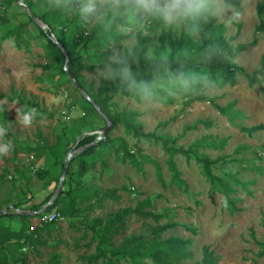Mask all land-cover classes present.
<instances>
[{
    "label": "rangeland",
    "instance_id": "1",
    "mask_svg": "<svg viewBox=\"0 0 264 264\" xmlns=\"http://www.w3.org/2000/svg\"><path fill=\"white\" fill-rule=\"evenodd\" d=\"M241 1L243 9L235 19L216 23L221 24L222 36L233 50L257 36L255 45L225 56L250 73L264 55V32L256 33L260 0ZM46 3L33 0L34 11L49 13ZM24 12L18 0H0V93L9 96L0 97V121L11 125L7 138L14 145L9 154L0 157V207H12L9 212L13 214H20L15 206L40 209L53 195L70 149L74 156L62 191L71 194L64 193L50 209L61 212L60 221L41 225L38 215L26 221L17 215L1 217L0 224L24 233L0 246V258L6 257L12 264L20 256L28 264H157L150 258L136 257L134 262L121 255L111 262L104 256L89 260L97 253L99 239L89 224L121 208L140 206L158 217L128 214L124 226L109 234L111 240L102 245L104 249L118 248L128 235L148 234V225L167 223L172 225L159 240L178 237L189 241L183 249L190 255L175 263L200 260L207 246L214 264H264V254H258L261 246L256 243L264 242V81L250 86L245 74L237 73L234 85L215 81L216 87L203 93V100L185 96L158 109L146 108L120 93L111 97L109 111L118 115L136 112L129 121L140 124L144 132L175 138V144L184 148L199 143L190 159L174 155L177 173L168 165L161 141L136 137L122 123L112 125L109 142L82 155L77 140L90 133L97 135L106 124L84 103L68 74L60 71L61 53ZM51 17L58 30L70 23L57 15ZM160 35H154L148 47L153 41L161 47ZM186 39L190 47L200 44L199 34ZM106 40L102 35L85 50L71 45L74 69L93 90L98 84L91 73L96 60L109 50ZM112 45L121 47L120 37ZM19 97L54 110L55 117L36 111L38 116L31 125L22 124L18 116L32 108ZM260 124L261 129H245ZM202 156L223 158L212 171L227 185L225 193L220 181L211 183L203 173L197 160ZM61 207L75 212L68 215ZM27 234H35L38 241Z\"/></svg>",
    "mask_w": 264,
    "mask_h": 264
},
{
    "label": "trees",
    "instance_id": "2",
    "mask_svg": "<svg viewBox=\"0 0 264 264\" xmlns=\"http://www.w3.org/2000/svg\"><path fill=\"white\" fill-rule=\"evenodd\" d=\"M23 1L31 8L33 12H35L33 8V0H23ZM230 2L234 5L235 11L240 14L243 9L242 1L230 0ZM256 13L259 20V23L256 28V33L264 32V0H260V2L256 5ZM24 14L28 16V20L30 22L34 23L37 26L40 34L47 40V42L59 50L62 56V63H63V65L60 67V71L63 74L67 73L66 70L64 69V61H65L64 54L62 50L50 39L49 31L48 30L45 31L42 28H40L27 14V12H24ZM38 16L50 27L51 31L54 33V35L56 36L57 40L60 42L62 47L66 49L69 55V62L67 65V69L83 86L86 92H88V94L91 96L93 101L96 104H98L99 107L105 112V114L112 121V125L118 126L119 124L122 123L125 129L129 133H133L134 136L136 137H151L157 141H161V144L168 155L167 163L170 166V168L177 173L175 164L173 162L174 155L181 154L185 156L186 159H190L191 155L193 154L194 147L198 146L199 143L198 142L191 143L186 148L182 146H178L175 144L176 142L175 138H163L151 132H144L140 124L129 121V117L136 115V112H130L121 115L111 113L108 107L110 99L112 96L119 93L115 85L112 83L98 84L97 89L93 90V88L91 86H87L82 81L80 76L77 74V72L74 69L75 67L73 64V58L71 57V52H72L71 45L73 46L81 45L82 48L85 50L88 49L92 43L99 41L102 35L98 34L96 31H88L86 29H83L77 26L74 22H70L68 23V26L64 25L65 28L58 30L57 23L51 17L50 12ZM198 34L200 38V44H198L195 47H190L186 39V36L178 35V34L176 36H173V33H161L159 37L161 41V48L166 50L172 70L183 68L184 70H187L195 74L206 75L209 78H211L214 82L220 80L222 84L229 83L234 85L237 81L236 79L237 73L245 74L250 86H252L255 83L261 84L264 81V55L260 60L259 66L250 73L246 72L243 67L230 62L225 57L226 54L232 55L234 54V51L243 50L248 45H255L258 41L256 35H253L251 41L248 44H241L235 50H233V47L227 44L224 37L222 36L221 24H217L216 22H213L208 25H205ZM117 37L119 36H116L115 38ZM152 40H153V36L151 38L143 37L141 43L145 48H147L148 43H150ZM212 45L218 46L219 48L218 55H216L214 58L210 59L207 62H202L200 60L202 51ZM107 52L108 50L106 51V53ZM138 66L141 70L142 75H144L145 78L150 77L148 65L146 64V62L143 60L142 57L139 61ZM122 95L128 96L127 94H122ZM0 97L9 99V96L7 94L0 93ZM194 97L197 100H203L205 99L206 96L204 94H199ZM19 99L21 103L29 105L30 108L35 109L36 111H42L46 116L50 118L55 117L54 110L43 109L40 107V105L37 102H34L32 100H25L22 97H19ZM82 99L84 103L92 111H94L97 115H100L90 101L85 99L83 96ZM0 106L3 107V104L0 103ZM216 107L220 111L223 112L225 111L224 107H221L219 105H216ZM102 120L106 124L103 118ZM261 128H263V126L260 124L258 126H253L251 128H245V129L247 131H253ZM96 136L97 135L89 134L80 138L79 142L76 145L77 149L80 146L89 144L91 141L95 139ZM104 139L105 140L103 139L99 140L94 145L83 150L82 155L91 152L93 147L99 146L101 144H105L110 140L108 136H106V138ZM197 160L199 161L202 167L203 173L210 180V182L215 183L217 181H220L222 185V192L225 193L227 191L226 188L227 185L224 182H222L218 178V176H216L212 171L213 168L217 167L216 165L218 163L223 161V158L210 159L206 156H202V157H198ZM37 176L40 179H44V175L42 173H37ZM64 193L66 195H70L71 191L68 190L67 192H63L61 189V192L53 205H56L58 203L59 198L63 196ZM50 198L51 197L46 198L43 204L49 201ZM53 205H51L48 209L50 210L53 207ZM15 208L24 209V208H18L17 206H15ZM32 209L33 208H31L30 210ZM60 209L63 213H67L68 215H73L75 212L73 209L69 210L65 207L64 208L61 207ZM34 210H38V208H34ZM130 213H137L144 217H153V218L158 217L155 212L144 211L143 209H141L140 206H136V207L121 208L114 213L108 214L106 218H102V217L95 218V220H93V223L89 224V227L90 229H92V231L95 232V235L98 236L99 239L96 247L97 253L90 256L89 260H93L94 258L97 259L99 257L104 256V257H108V260L111 262L112 257L121 255L130 258L134 262L136 261L135 260L136 257H139V258H150L154 263L157 264H214L215 260L213 259L211 251H209V248L207 246L204 247L203 256L200 260H195L191 263H175V260L177 258H181L184 256L188 257L190 255V252L188 250L183 249V247L187 245L189 241L178 237H170L165 240H159L160 234L172 225L167 223L162 225L157 224L155 226L148 225L149 228L148 234L143 233L138 235L135 234L128 235L121 241L118 248L107 251L102 247V245L106 244L108 241L111 240L109 234L112 232L113 229L118 230L124 226V218ZM16 215L17 217H19L20 220L23 221L29 220L30 218L33 217V215L13 214L11 212H8L0 215V218L1 217L11 218V217H15ZM42 224L45 225V223ZM95 226H98L99 228L96 229ZM23 233L24 232L21 229L15 231L14 229L9 228L8 226L0 224V246H3L6 242L11 241L12 239H20L23 236ZM33 235L35 234H27L26 237L32 239L34 242H37L38 239L35 238ZM256 243L261 246V249L259 250L258 254L263 255L264 242L256 240ZM17 261L20 262V264H28L25 258L21 256L14 260L15 262L14 264H16ZM0 264H12V263L6 257H2L0 258Z\"/></svg>",
    "mask_w": 264,
    "mask_h": 264
},
{
    "label": "clouds",
    "instance_id": "3",
    "mask_svg": "<svg viewBox=\"0 0 264 264\" xmlns=\"http://www.w3.org/2000/svg\"><path fill=\"white\" fill-rule=\"evenodd\" d=\"M46 7L53 15L105 36L109 50L95 62L91 73L94 83H112L119 93L149 109L207 93L216 85L206 75L183 68L172 70L166 50L156 41L145 48L142 38L159 33L195 37L205 25L239 15L230 0H47ZM116 36L121 40L119 48L112 45ZM218 53L217 45L209 46L202 51L200 60L207 62ZM141 57L148 65V78L138 66ZM37 116L36 110L30 109L18 119L31 125ZM10 129L11 125L0 121V157L14 148L7 138Z\"/></svg>",
    "mask_w": 264,
    "mask_h": 264
},
{
    "label": "water",
    "instance_id": "4",
    "mask_svg": "<svg viewBox=\"0 0 264 264\" xmlns=\"http://www.w3.org/2000/svg\"><path fill=\"white\" fill-rule=\"evenodd\" d=\"M18 3L24 8V10L27 12V14L32 18V20L43 30H48L49 31V37L52 40V42H54L63 52L64 57H65V61H64V69L66 70L69 78L72 80L73 84L75 85V87L77 88V90L79 91V93L88 101H90L95 109L99 112V114L101 115V117L104 119V121L106 122V126L99 132H97V136L95 137V139L93 141H91L89 144L80 146L78 148V150L82 151L85 150L86 148L94 145L95 143H97L99 140H102L104 138H106L108 131L110 130V128L112 127V121L109 119V117L105 114V112L99 107L98 104H96L93 99L91 98V96L88 94V92H86V90L83 88V86L77 81V79L70 73V71L67 69V65L69 62V55L66 51V49L64 47H62V45L60 44V42L57 40L56 36L54 35V33L51 31L50 27L39 18V16L33 12L31 10V8L24 3L23 0H18ZM92 134V133H90ZM80 138L77 140V143L79 142ZM76 143V145H77ZM74 156V152L72 149H70L68 151V154L65 158L64 161V166H63V170H62V174L60 176L59 179V183L53 193V195L51 196V198L49 199V201H47L40 209L38 210H27V209H17V213L20 214H25V215H39L42 212L46 211L51 205L54 204L55 200L57 199V197L59 196L62 186L64 184V180L65 177L67 175V171H68V166H69V162L71 160V158ZM10 208L12 207H8V208H4L0 210V215L8 213Z\"/></svg>",
    "mask_w": 264,
    "mask_h": 264
},
{
    "label": "built area",
    "instance_id": "5",
    "mask_svg": "<svg viewBox=\"0 0 264 264\" xmlns=\"http://www.w3.org/2000/svg\"><path fill=\"white\" fill-rule=\"evenodd\" d=\"M40 222L42 223H48V222H54V221H60L62 220V216L60 212L53 209L50 211H44L41 214H39Z\"/></svg>",
    "mask_w": 264,
    "mask_h": 264
}]
</instances>
